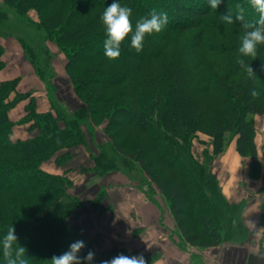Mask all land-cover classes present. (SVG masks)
Returning a JSON list of instances; mask_svg holds the SVG:
<instances>
[{
  "label": "trees",
  "instance_id": "obj_1",
  "mask_svg": "<svg viewBox=\"0 0 264 264\" xmlns=\"http://www.w3.org/2000/svg\"><path fill=\"white\" fill-rule=\"evenodd\" d=\"M118 2L133 9V28L153 9L158 13L166 12L169 22L163 31L146 38L142 52L137 53L131 48L129 37L122 44L119 58L110 60L104 54L106 32L101 16L112 0H2L21 15L29 16L31 10L36 12L34 23L43 30L41 38L55 41L66 54L65 69L82 102V106L71 113L69 107L54 97V88L47 79L54 111L38 113L32 103L29 104L22 121L31 122L30 128L37 129V133L31 138L13 141L10 132L14 122L8 112L24 95L16 93L9 98L15 90L14 80L0 84V238L14 225L18 242L28 250V264H50L53 256L67 251L76 240L85 242L86 248L81 255L88 250L97 252L81 227L70 219L76 216L83 203L78 196H68L70 179L65 174H53L41 168V162L58 151L61 152L57 161L60 164L66 162L72 155L71 149L80 144L91 152L98 172L105 171V167L99 166L101 158L106 157L104 163L108 159L113 161L116 152L136 161L155 176L175 218L173 233L179 237L178 245L185 249L187 246L207 248L223 242L227 217L220 213L222 209L230 211L234 206L222 195L216 175L192 157L193 141L187 142V137L182 136L183 119L172 108L164 107L159 120V107L164 99L169 102L172 91L191 102V126L188 121L185 124L189 127L188 133L217 138L221 144L214 152L218 155L228 141L225 140L227 134L230 133V137L236 134L239 153L257 160L252 115L264 114V45L259 47L257 58L243 57L239 52L244 32L240 23H234L231 28L220 19L221 14L229 10L235 15L237 5L245 9L246 20L258 19L249 0H222L217 10L210 8L208 0ZM5 13V7L0 6V19ZM193 29L198 31L186 40L176 61L167 68V76L172 78L173 73L175 76L170 81L169 94L164 97L156 78L145 72L144 63L147 58L158 55L160 41L171 32ZM214 32L223 39L213 37ZM206 47L218 54H226L217 59L224 62L191 65V60H196ZM25 49L37 71L45 75L38 65L39 54L33 57L26 45ZM3 52L0 41V69L4 66ZM240 59H245L248 64L252 62L257 76L252 79L247 73L241 75L244 80L232 91L220 71L227 62L230 77L238 76L245 70L239 64ZM199 66L203 67L200 76L189 75ZM253 90L257 96L251 94ZM235 96L239 97V104H236ZM98 128L106 137L101 142L95 140ZM129 129L136 130L137 136L145 137V140L136 146L128 137L119 140ZM88 135L95 145L94 151ZM130 147L133 151L128 153ZM153 151L155 154L149 155ZM119 252L125 253L115 249L101 252L100 256L96 254L94 264ZM0 264H5L2 248Z\"/></svg>",
  "mask_w": 264,
  "mask_h": 264
},
{
  "label": "crops",
  "instance_id": "obj_2",
  "mask_svg": "<svg viewBox=\"0 0 264 264\" xmlns=\"http://www.w3.org/2000/svg\"><path fill=\"white\" fill-rule=\"evenodd\" d=\"M22 38L19 34L0 32L4 48L0 84L14 80L15 90L9 98L16 93L24 95L8 112L14 122L10 132L13 141L28 139L37 133V129L30 128L31 122L22 121L29 104L32 103L38 113L54 111L47 78L27 57ZM48 49L44 71L50 75L54 97L64 106L73 104L69 111L75 113L82 102L65 69L67 56L54 41H49ZM252 119L256 128L257 160L239 153L235 134L226 142L217 160L227 175L224 171L221 174L214 171L221 192L231 203L245 200L241 221L248 233L239 241H226L224 235L221 244L202 251L189 246L180 249L179 237L173 233L176 222L170 206L168 209L159 200L150 199L144 190L131 183L122 169L98 172L91 152L84 149L83 144L71 149L72 155L66 161L71 164H60L57 155L61 151H58L42 161L41 166L49 173L65 174L72 187L80 184L83 192L97 187L92 196L85 197L76 218V224L97 251L122 249L126 255L143 254L147 264H264V114H254ZM244 180L249 183L248 187L240 183ZM125 225L130 227L129 235L123 231ZM145 240L156 243L154 250L147 242L143 243ZM136 243H143V246Z\"/></svg>",
  "mask_w": 264,
  "mask_h": 264
},
{
  "label": "rangeland",
  "instance_id": "obj_3",
  "mask_svg": "<svg viewBox=\"0 0 264 264\" xmlns=\"http://www.w3.org/2000/svg\"><path fill=\"white\" fill-rule=\"evenodd\" d=\"M0 6L5 7V10H6L4 18L0 19V32H9V33L21 35L23 37L21 40H22L23 48H24L26 55H27V52L25 49V45L27 46V48H29L32 51L33 57H35L36 54H39V58L37 59L38 65L43 71L44 67L46 65L45 60H47V55H48V50H49L48 49V43L50 40H45V39L41 38L40 34L42 33L43 30L41 28H38L36 26V24L34 23L37 20L36 12L34 10H31L29 16L21 15L19 12L16 11V9L13 6L3 4L2 0H0ZM229 27L234 28L233 24L229 25ZM214 30H217V29L215 28ZM196 31H198V29H195V30L193 29V30H190L187 32H179V31L171 32V34L166 39L160 41L161 43L157 49L158 55H156V56L153 55V56L147 58V60L144 63L143 68L145 69V72L148 75H153L156 78V80L158 81V83H157L158 89L162 90L164 92V97L169 94L168 88H170V86H171L170 81L173 80L174 76H175V74L173 73V77L169 78L167 76V68L169 67L171 62L176 61L177 56L180 54L182 46L184 45L186 40H188L192 36V34H194ZM211 35L213 37L217 36L216 38H218L220 40L223 39V38H220V35L217 32H214ZM226 35L229 36V33H227ZM156 42H158V40ZM201 53L202 54L196 60H194V61L191 60V65H194V67H195V63H205L206 62V63L212 64V65L217 64L218 61H221V63H222V62H224L223 59L222 60H217V59L224 58L226 55V54L225 55L224 54H218V53L214 52L211 48H208V47L203 48ZM28 58H30V57H28ZM30 61H31V59H30ZM251 65H252V62H251ZM202 69H203V67L199 66V67L195 68V70H191L189 75L192 76L196 73L197 76H200L202 74V71H201ZM213 71H216V68H213ZM220 72L223 76L226 77L227 82L231 86L232 91H234L236 84H238L239 82L244 80L243 79L244 77H242V76H244V75L246 76V70H243V72H241V74H239L238 76L230 77V70L227 66V62L222 67ZM44 76L47 79L50 78V75H47V73H45ZM263 92H264V88H263ZM169 97H170V100H168L169 102L167 103L166 100L164 99L161 103V106L159 107V116H158L159 120L163 114L162 109L164 107H167L169 109L172 108L173 110H175L177 115L183 119L182 120V124H183L182 136L187 137V142H189L190 140L193 141L192 147H190V150L192 152V157L194 159H196L197 161H199L200 163H202L203 165L207 166L208 167L207 171H212L213 173H214V171L216 173L218 171L220 174L222 173V171H224L225 175H227L225 168L220 166L221 164H218V162H217L219 155L217 154V152L216 153L214 152V151H217L216 146H218V145L220 146L221 142L218 141L217 138H213V137H211L209 135H205L203 133H199L198 136H196L195 134L192 135V134L188 133L187 130L189 127L185 126V124L188 121V123H189L188 126H191V121H192V117L190 116L191 102L188 99H186L184 96H182L179 92L172 91L169 94ZM234 100H235L236 104L240 103V99L238 96H235ZM70 106L72 107L74 105L70 103V105L68 107H70ZM96 134H97V136L95 138L96 141L101 142L102 139L106 138L104 136L103 132L101 131V128L97 129ZM229 135H230V133L227 134V137L225 138V140H229V138H231ZM125 137L126 138L128 137L127 139L129 140V142L134 143L135 146H136V144H140V142L145 140V137H138L137 132L134 129L127 130V132L124 134V136L120 137L119 140L124 139ZM88 138H89V142L91 145V150L94 151L95 145L93 144V141H92L90 135H88ZM217 141H218V144H217ZM214 142H216L215 145H214ZM83 148L87 149V147H83ZM108 148H109V150L112 151L111 145H109ZM127 151H128V153H130V151H133V149L130 147ZM152 154H155V152L153 151L149 155H152ZM104 156H105V154H104ZM114 156H115L114 157L115 160L112 161V160L108 159V161L106 163L102 162L105 160L106 157L101 158V160L99 162V166H101L103 168L105 167L104 172H107V171L113 170V169H116V170L122 169L124 171V173H126V175L128 174L129 179L131 180V183L134 186L144 190L148 196H151V197L159 200L160 203L164 204L169 209L168 198L163 193L159 183L157 182V180L153 174H151L147 169H145L143 166L138 164L136 161H133L131 158L123 157L122 155H119L116 152H114ZM146 159H147V157H146ZM64 163H66V162H64ZM69 164H71V162L66 163L64 165L67 166ZM156 164H157V162L154 165H156ZM111 165H114V166L111 168L110 167ZM41 168H42V166H41ZM222 168H224V169L222 170ZM155 170L157 171L156 167L154 168V171ZM156 171H155V173H156ZM104 172H100V173H104ZM253 174L256 176V172L254 170H253ZM67 178H68V176H67ZM217 179H218V177H217ZM68 181H69V183H68L69 186H68V191H67L68 196L69 197L78 196V198H80L83 201L82 205H84L85 197L87 198L88 196H92L95 193V189L97 188L95 186V188L93 187L89 191L83 192L82 185L80 186V184H77V186L72 187V183L70 182V180H68ZM218 182H219V179H218ZM240 183H243L245 185V187H248V184H249L245 180L241 181ZM222 195H223V193H222ZM224 198L230 204H233V206H234V208L232 210L227 211L226 209H222L223 211H221V213H220L221 215H223V216L225 215V217H227L224 220L225 240L226 241H228V240L239 241V240H241L242 236H244L245 234L248 233V231L244 228L242 221H241V213L243 210V203L245 202V200H243L241 203L237 204V203H231L225 196H224ZM80 207L77 210L76 216L75 215L71 216L70 219H72L71 220L72 223H76V218H77L78 212L80 211L79 210ZM122 228H123V231L126 233V235L127 234L129 235L130 227L125 225ZM146 242L147 241L145 240V242H143V243H146ZM143 243H139V244L136 243L135 245L143 246ZM147 245L153 247V250H154L156 243L147 242ZM178 247L180 249H185L184 247H182L180 245H178ZM196 249H198L199 251L200 250L202 251L205 248H196ZM96 254L98 256L102 255L100 251H97ZM118 254H120V252Z\"/></svg>",
  "mask_w": 264,
  "mask_h": 264
},
{
  "label": "clouds",
  "instance_id": "obj_4",
  "mask_svg": "<svg viewBox=\"0 0 264 264\" xmlns=\"http://www.w3.org/2000/svg\"><path fill=\"white\" fill-rule=\"evenodd\" d=\"M222 0H208L211 9L217 10ZM250 7L257 13L258 19L254 21L246 20L245 9L237 5L235 15L229 10L226 14H221L220 19L226 25L239 22L243 28L242 45L239 52L243 57L257 58L258 49L264 45V0H249ZM133 9L122 6L118 0H112L101 16V22L106 32V39L103 41L104 54L110 60L119 58L122 44L130 37L131 48L137 53L143 51L145 40L154 34L164 30L169 22L166 12L152 10L147 16L139 19L135 27L131 21ZM239 64L246 70L249 78L255 79L256 72L251 64L245 59H240ZM257 96L253 90L251 93ZM14 225L10 226L6 233L0 238V248L5 264H28V250L19 242ZM86 248L83 240H76L69 245L67 251L58 256H53L50 264H94L96 253L88 250L81 255ZM100 264H147L143 254L125 255L120 253L110 259H105ZM154 264V262H153Z\"/></svg>",
  "mask_w": 264,
  "mask_h": 264
}]
</instances>
